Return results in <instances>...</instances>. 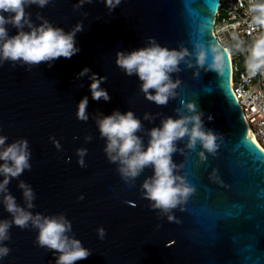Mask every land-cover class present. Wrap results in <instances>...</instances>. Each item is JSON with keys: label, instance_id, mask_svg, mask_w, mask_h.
I'll list each match as a JSON object with an SVG mask.
<instances>
[{"label": "water", "instance_id": "water-1", "mask_svg": "<svg viewBox=\"0 0 264 264\" xmlns=\"http://www.w3.org/2000/svg\"><path fill=\"white\" fill-rule=\"evenodd\" d=\"M74 3L52 0L44 8L26 11L35 23H40L39 14L65 31L83 21V30L76 35L77 54L58 58L51 67L46 62L30 70L11 62L0 66V134L8 143L19 138L29 142L32 167L18 179L36 194L32 211L63 213L72 222L75 237L91 250L87 259L75 264H264V151L249 137L231 87L229 54L214 34L219 0H121L111 13L102 0L79 10L73 9ZM7 27L9 35L16 33ZM147 37L189 52L200 42L219 45L224 70L218 74L201 69L194 75L190 57L193 67L182 63L181 71L173 74L181 81L177 97L156 105L139 91L138 78L125 75L115 63L118 51L143 47ZM86 66L89 75L106 77L101 87L108 91L109 101L92 99L88 76H77ZM84 96L87 121L76 117ZM182 102L203 110L205 126L221 135L215 155L206 153L205 160L199 158V145L185 148L187 137L177 142L184 151L174 153L173 160L182 165L180 174L194 191L182 208L172 210L174 219L169 221L141 196L140 184L151 169L146 168L134 185L125 184L116 165L105 157V141L94 117L131 110L149 129L162 117H175ZM145 112L159 115L149 122L143 120ZM86 135L92 137L90 142H85ZM140 135L146 144L147 135ZM51 136L61 150L53 146ZM80 147L88 150L83 168L75 155ZM213 170L219 181L209 179ZM17 184L12 179L8 188L23 204ZM0 218L11 219L2 205ZM100 226L106 230L103 240L97 236ZM10 233L6 243L11 251L0 264H55L52 252L35 244V230L13 226Z\"/></svg>", "mask_w": 264, "mask_h": 264}, {"label": "clouds", "instance_id": "clouds-1", "mask_svg": "<svg viewBox=\"0 0 264 264\" xmlns=\"http://www.w3.org/2000/svg\"><path fill=\"white\" fill-rule=\"evenodd\" d=\"M51 2L52 0H0V66L11 62L14 67L19 65L30 70L33 66L46 62L51 67L56 59H71L80 51L76 35L83 30V21H78L70 30L65 31L39 14L36 19L40 23H35L31 13L26 11L32 6L44 8ZM102 2L109 13L121 4V0ZM91 3L93 0H76L72 7L79 10ZM248 11L252 24L262 29L242 49L246 55L247 73L250 77H255L258 73H264V0H254ZM83 15L87 16V13ZM8 25L16 29L14 35H9ZM236 47L240 50L239 44ZM190 57L195 62L194 75H198L201 69L218 74L224 70L223 51L219 45L200 42L189 52L183 47L162 46L154 37H147L143 47L130 52L118 51L115 63L125 75H135L138 78L139 91L147 100L156 105H166L169 100L177 97V89L181 83L178 78L173 79V74L181 71L182 63L192 68L193 61ZM90 72L86 66L77 76H88L93 100L109 101L108 91L101 87L106 77H100L96 73L89 75ZM87 105L88 97L84 96L77 104V119H89ZM175 112V117H162L159 125L149 129H144L141 118L131 110H113L109 115L101 113L94 117L100 137L105 141V157L109 163L116 165V171L125 184L134 185L146 168L151 169L152 174L140 184L141 196L149 201L151 209L158 210L169 221L174 219L172 210L182 208L194 191L185 176L180 174L182 165L173 160L174 153L184 151L178 147L177 142L184 141L187 137L185 148L194 150L199 145V158L205 160L206 153L215 155L221 135L205 126V113L198 110L193 102H182ZM158 115L145 112L143 120L152 122ZM212 119V114L208 113L207 120ZM142 132L148 137L146 144L143 135H140ZM49 139L58 151L61 150L62 146L55 137L51 136ZM84 139L85 142H90L92 137L86 135ZM7 141L8 137L0 134V205L11 217L0 218V261L11 251L6 242L11 239L10 229L13 226L35 230V244L51 251L55 264H75L76 261L87 259L91 250L75 237L72 222L65 214L45 215L32 211L35 208L36 194L30 184L18 179L25 170H31L32 167L29 142L26 138L15 139L10 143ZM87 152L84 147L75 150L77 164L81 168L86 166ZM12 179L18 180L17 187L21 190L23 204L17 203L16 197L9 191L8 185ZM209 179L219 181L215 170L210 173ZM83 198L82 194L79 199ZM96 231L98 238L103 240L106 235L103 226Z\"/></svg>", "mask_w": 264, "mask_h": 264}, {"label": "built area", "instance_id": "built-area-1", "mask_svg": "<svg viewBox=\"0 0 264 264\" xmlns=\"http://www.w3.org/2000/svg\"><path fill=\"white\" fill-rule=\"evenodd\" d=\"M252 2L254 0H219L214 34L229 54L231 87L241 106L250 135L264 149V73H258L255 77L248 75L246 55L242 50L262 31L251 22L248 9Z\"/></svg>", "mask_w": 264, "mask_h": 264}, {"label": "bare ground", "instance_id": "bare-ground-1", "mask_svg": "<svg viewBox=\"0 0 264 264\" xmlns=\"http://www.w3.org/2000/svg\"><path fill=\"white\" fill-rule=\"evenodd\" d=\"M248 132H249V130H248ZM249 137H250V139H251L253 142L256 143V140L254 139V137H253L252 135H250V132H249Z\"/></svg>", "mask_w": 264, "mask_h": 264}, {"label": "snow or ice", "instance_id": "snow-or-ice-1", "mask_svg": "<svg viewBox=\"0 0 264 264\" xmlns=\"http://www.w3.org/2000/svg\"><path fill=\"white\" fill-rule=\"evenodd\" d=\"M262 150H264V149H262Z\"/></svg>", "mask_w": 264, "mask_h": 264}]
</instances>
